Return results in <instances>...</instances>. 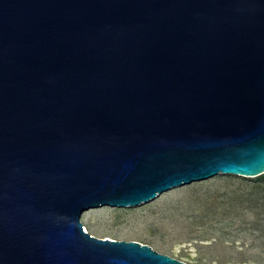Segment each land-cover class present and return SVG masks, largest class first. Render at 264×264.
<instances>
[{
    "label": "water",
    "instance_id": "95a60500",
    "mask_svg": "<svg viewBox=\"0 0 264 264\" xmlns=\"http://www.w3.org/2000/svg\"><path fill=\"white\" fill-rule=\"evenodd\" d=\"M264 174V0H0V264H188L83 213Z\"/></svg>",
    "mask_w": 264,
    "mask_h": 264
},
{
    "label": "rangeland",
    "instance_id": "374dc122",
    "mask_svg": "<svg viewBox=\"0 0 264 264\" xmlns=\"http://www.w3.org/2000/svg\"><path fill=\"white\" fill-rule=\"evenodd\" d=\"M98 237L137 240L188 264H264V174L219 173L133 206L86 210Z\"/></svg>",
    "mask_w": 264,
    "mask_h": 264
},
{
    "label": "bare ground",
    "instance_id": "6f19581e",
    "mask_svg": "<svg viewBox=\"0 0 264 264\" xmlns=\"http://www.w3.org/2000/svg\"><path fill=\"white\" fill-rule=\"evenodd\" d=\"M221 173H226V172H221ZM235 174V173H234Z\"/></svg>",
    "mask_w": 264,
    "mask_h": 264
}]
</instances>
